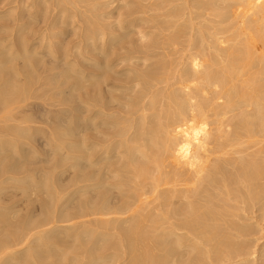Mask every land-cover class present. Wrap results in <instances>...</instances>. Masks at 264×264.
<instances>
[{
  "label": "bare ground",
  "instance_id": "1",
  "mask_svg": "<svg viewBox=\"0 0 264 264\" xmlns=\"http://www.w3.org/2000/svg\"><path fill=\"white\" fill-rule=\"evenodd\" d=\"M11 1L13 2V0ZM82 1L37 0L35 5L38 3L45 4L47 11L45 9L43 11L49 13V16L46 14L49 17L46 21V27L43 31L39 30L40 32L32 31V34L29 33L30 35L27 33V36L19 35L20 40L15 36L18 40L17 47L16 49L14 47L10 49L9 46L13 43L11 42L8 45L9 49L11 51L14 49V52L16 50L18 53L22 51L20 53L26 55L27 53L25 54L23 51L33 49L36 45L28 42L31 35L34 36V33H38V37H41L42 40L45 33H50L49 28H56L58 24L72 26L73 18L76 19V17L82 16L84 12L88 13L83 11V8L81 10L80 6L82 7L81 4H84ZM143 1L147 3L146 0ZM88 2L90 3V0ZM129 3L131 4V2ZM135 3L131 6H134ZM18 4L20 5V3ZM139 4L138 9L135 8L134 12L128 13L129 17L135 13L139 14V12L145 14V11L149 12V9L152 8L149 1L150 8L148 10L146 9L147 5L141 7L145 5L144 2L142 3L144 5H141L140 2ZM23 5L26 4L23 3ZM103 5L99 4L101 8L105 9L107 6ZM156 6L153 4V9L155 7L156 10ZM14 7L16 6L14 5ZM158 9H161V12L157 14ZM158 9L156 10L157 15L154 12L152 13L161 17L160 19L157 17L159 19L157 22L151 19L150 15V18L146 16L147 14L143 18L141 14L140 16L135 15L136 18L133 17V19L130 17V21L127 20L126 27L122 23L124 22L123 19L119 20V25L124 27L122 29L124 33L133 25L139 27L141 23L142 26L146 23V26L152 22L156 29V25L159 26L160 24L159 29H157L159 32L157 36L154 35L153 40L146 43H144V39L146 40L148 36V30L145 31V29L148 27L138 30L141 34L139 39H143L142 47H138V49L141 48L139 51L141 55L138 57L136 56L138 52H134V56L123 55L114 60V55L113 60L109 59L110 55L115 54V52L106 50L105 45L107 41L113 39L115 34H105V30H108L107 27L106 29L100 27L101 30L94 32L89 25L90 28L86 35L87 30H84L83 41L76 42L74 46L71 44L69 48L63 43L66 48L62 47L65 51L61 56V61L64 62L63 65L66 66V69L68 68L72 72V76H68L73 77V72L81 76L80 82H78V84L80 83V96L77 97L80 101V103L78 102L80 105L77 112L80 116L81 127L78 124L79 119L77 125L81 130V136H79L81 137L79 140L81 153L78 152L80 155L75 157L76 162L72 164L79 165L80 169L72 188H70L71 186L56 188L55 184L53 185L55 191H53V187L51 189L49 185L53 181L52 178L55 181L57 179L53 174L55 169L50 173L47 168L42 173L40 172L42 170L39 169V171L36 168L39 174L42 173V177L38 176L37 187H44L48 190L50 187V192L46 190V192L48 191V197L45 196V198L47 197V200L48 198L52 199L53 193H55L56 205L54 204L55 206L51 208L50 202L52 201L49 200L48 202L46 200L49 207L44 203L41 204L47 207L45 211H42L44 217L39 215V218L35 219V216L38 217L35 212L34 216L25 214L26 217L22 214L26 218L18 221L17 217V228L9 232L10 226L7 228L8 225L3 220L4 226L6 225V232L4 229V231L1 230L6 235L4 233V236L2 235L0 238V264H113L123 258L124 264H264V256L258 258L256 256L257 251H254L255 248L247 246L250 249V251H247V247L245 248L243 244L246 242L243 237L252 231L249 230L250 224H244L246 218L250 221L258 218L260 215H256L258 211L264 215V0H161ZM13 10L15 8L9 11L12 12ZM65 14L69 18L67 21L62 20ZM110 15L106 14V16ZM99 16L104 17L103 14ZM14 18L16 19L15 16ZM90 18L93 17L90 15ZM105 19L107 18L105 17ZM95 23L92 22V24ZM110 24L112 25V22ZM23 26L22 23L17 24L15 29L19 30ZM80 27L82 26H79V29ZM95 28L97 29V27ZM12 30L14 29L12 28ZM153 30L148 32L153 33ZM44 31L46 32L44 33ZM61 32L63 33V31ZM14 33L19 34L16 31ZM58 33L54 31L53 37H55L54 35L59 36L60 33ZM152 33L151 35H153ZM4 38L6 37L4 36ZM8 38L7 36L6 39ZM50 38L49 40L43 39L41 45L46 47L48 45L52 48L53 44L62 43L61 41H53L54 39ZM116 39L114 41H117ZM141 40H137L136 44L137 42L140 43ZM13 44L15 45V43ZM111 44H113V41ZM83 45L84 49L86 46L91 47L93 52L98 50L106 58L104 61V57L100 59L101 61L94 60L93 67L99 71L85 69L81 66V62L92 60V58L84 56L86 49L84 53L79 51ZM120 46H122V43ZM160 47L167 50L171 48V53L165 54L163 52L161 56H174L173 60L175 59L178 65H172L171 68L168 65L167 69L166 67L163 68V63L160 62L161 65L155 62L160 60V52L158 51L159 60L156 59L154 62L161 65V67L144 71L151 64H147L148 66H145L144 69L141 68L142 65H145L143 63H148V57L152 56ZM115 48H118V45ZM49 50L51 51V49ZM111 50L113 49L111 48ZM11 51L8 50V55L12 53V59H15V56L20 57L16 55V52L14 55ZM130 51L132 52V50ZM130 51L128 52L130 53ZM32 52H30L32 56L35 53V55H38V51ZM51 53L55 58L57 57L54 51ZM51 53L47 55L50 56ZM95 53L93 54L95 55ZM3 55L8 57L6 54ZM43 55L45 56L44 53ZM71 56L73 61H69ZM77 57L82 60L78 58L81 61H78L79 64L76 61ZM30 58L27 59L30 60ZM155 58L152 56V60ZM97 59L99 60V57ZM127 59H138L143 63H140L142 64L140 67L135 66L139 62L135 63L134 67L131 64V67H128L127 64V66L125 64L120 65V62H126ZM3 61L5 60L3 59ZM32 61L34 63V58ZM148 61L150 60L148 59ZM171 62L172 60L169 64ZM155 63L152 65L156 66ZM76 64L79 66L76 67ZM119 66H122V68L125 66L128 69L121 68L120 71L118 70ZM33 67L31 66L30 73ZM15 69H18V67ZM60 69L58 70L59 73ZM66 69L61 70L65 72ZM50 70L52 69L50 68ZM17 71L19 72V69ZM101 71L103 72L100 73ZM13 72L16 73V70ZM53 73L55 74V72H52V75ZM29 75L31 76L32 73ZM49 75L51 74L49 73ZM34 78L35 76L32 79L28 78L27 81L30 79L36 81L37 78ZM57 78H55V81ZM128 78L130 81L127 80ZM125 79L127 83L129 82L128 84L123 83ZM74 83L76 84V82ZM73 84L72 88L76 86ZM28 85L25 86L26 90L24 89L23 93L21 92L22 94H19V87L22 85H18L17 89L19 90L14 87L9 90L10 86V88L7 87L8 90H5L0 86L3 90L0 91V113H4V115L2 114L4 122L16 121L19 117H16L14 113V106L21 104L27 98L29 94V92H26L29 88ZM62 99L63 97L60 98V100ZM123 100H126V102ZM67 101L66 104H68ZM74 102L76 103L75 100ZM74 114L72 115L76 118V113ZM32 116L33 113L31 116H22L21 123L16 124L17 126L8 125L7 123L4 125V122H2L0 127L2 126L6 133L15 128L22 132L25 131L23 129H28L31 132L32 127L28 128L29 126L24 125V123ZM58 116L60 115L57 114ZM34 118L32 117V119ZM68 118L69 116H66L65 119L68 120ZM54 119H56L55 115ZM58 119H56V122ZM43 120H46V118ZM62 120L60 119V122ZM62 123H57L58 125H54L53 128L56 130L63 127L62 125L65 124ZM72 124H75V122H71V126ZM71 126L69 125V127ZM72 127L76 129V125ZM33 129L39 130V128ZM60 129L58 133L63 132L59 135H67L71 131L69 128L70 131L67 128ZM103 129H106V131ZM30 132L28 131L25 134L32 135ZM71 133L73 132L71 131ZM42 134L45 135L43 132ZM54 135L56 136V134L52 136ZM54 137L52 138L54 139ZM62 138L64 139V137ZM3 139L0 142H4ZM55 140L57 141L56 138ZM8 141L6 142L8 143ZM16 148L18 149V145ZM57 148L60 149V146H57ZM60 150L62 153L64 149L61 148ZM67 158V156H62L59 160L67 162ZM24 160H22V165L27 163ZM8 165L7 168L5 165L3 166L5 169L0 166L3 168L0 171L2 185L4 181H14L17 184L26 182L30 185L36 181L37 175H39L36 170L32 171V168L28 170L31 163L27 165L28 167H21L23 169L19 171H16L19 168L14 167L15 165ZM41 169L44 170V168ZM60 180L58 179V183ZM11 184L17 185L15 183ZM7 186L9 187V185ZM33 186L35 185L28 186V188L32 189ZM6 188H0V194ZM25 190L20 191L25 192ZM66 192L69 196L75 194L79 196L77 204L73 205L74 207L70 203V199L63 200V195H66ZM32 193H30L31 196ZM26 198H29L27 194ZM13 201L15 199L10 202ZM10 205H12L13 210L18 202ZM72 207L76 209L75 212H72V209L70 210ZM3 210L5 208H2L1 211ZM15 213L13 214L15 215ZM248 213L252 216H247ZM14 215L13 217H15ZM243 215H246L243 225L238 224L241 223L240 217ZM263 215L261 216L264 219ZM9 218L6 219L9 220ZM72 219H79V221L70 223ZM237 219H240V222H236ZM10 222L13 221L10 220ZM60 229L64 230L60 232ZM253 231L256 232L255 229ZM253 231L252 233H254ZM53 233H56V235ZM67 240H72L74 243L70 247L74 245L71 249L74 253L77 251L75 254L70 255V252L67 253L68 250L64 247L65 244L61 245L62 248L59 245ZM262 252H264V248Z\"/></svg>",
  "mask_w": 264,
  "mask_h": 264
},
{
  "label": "rangeland",
  "instance_id": "2",
  "mask_svg": "<svg viewBox=\"0 0 264 264\" xmlns=\"http://www.w3.org/2000/svg\"><path fill=\"white\" fill-rule=\"evenodd\" d=\"M11 0H0V45H1V47H0V51L2 52V51H7V52H0V86L2 87V89H5V90H8L7 89V87H9L10 89L9 90H11V89H13L12 87H14V85H16V82H17V85H16V87H14L16 90H19V89H17L18 88V85L19 86H21V87H19L20 88V90L21 89H23V90H19V94L22 92V91H24V89L26 90V87L25 86H27L28 84V89H27V91L26 92H29V94H28V96H27V98L26 99H24V101L21 103V104H16L14 107H15V110H14V113H15V115H16V117L17 116H19V117H17V120L15 121H9L8 123L7 122H4L3 120V118H4V113L2 112V113H0V125H1V123L2 122H4L3 124L5 125V123H7L8 125H12V126H17L19 123H21L20 122V120L23 118L22 116H27V115H29V116H31L32 115V113H33V118H34V116H35V118L34 119H32V117L30 118V119H28V121L26 122V123H24V125H26V126H29L28 128H31L32 127V131L30 132V130H26V129H23V130H25L26 132H30V134H32L33 135V137H32V135H29V134H25L26 132L24 131V132H22V131H19L17 128H15V129H13V130H11V132H5L3 129H2V126L0 127V141L3 139V138H6V139H3L4 140V142L2 143V142H0V166L1 167H3L4 165H5V167L7 168V167H9V165L8 164H12V165H15L14 167H18L19 169L18 170H16V171H19V170H21V169H23V168H25V166H27V165H29V163H31V165H29V167H28V170L29 169H31L32 168V171H35L36 170V168L39 170H42V171H40V172H44L47 168V171L48 172H53V170H54V172H53V174L55 175V177L57 178H55L56 179V181L52 178V180L55 182L54 184H53V181H52V185L50 184L49 186H51V189H52V187H53V191H55V186H53V185H55L56 184V188L57 187H68V186H71L70 188H72V184L76 181V176H77V174H78V172H79V169H80V167H79V165H72L74 162H76L74 159H75V157H77V156H79L80 154L78 153V152H80L81 153V150H79L80 149V142H79V140H80V138L81 137H79V136H81V130H80V128L79 127H81L80 126V116H79V114H78V112H77V108H78V106L80 105L79 103H80V101H79V98L77 99V97H79L80 96V93H79V88H80V83L78 84V82H80V78H81V76L79 75V74H77V73H74L73 72V77H69L68 75H71L72 74V72L68 69V72H67V69H66V66L65 65H63V63L64 62H62L61 61V56L63 55V53H64V47H65V45H66V47H68L69 48V46L72 44V46H74V44H76V42L78 43V42H81V41H83V39L82 38H84V36H83V34H84V30L86 31L85 32V35H86V33L88 32V29L90 28V26H91V30H94V32H96V31H98L99 29L101 30V28L100 27H103L104 29H106V27L108 28V30H105L106 32H104L105 34H115L114 35V37H113V39H111V40H109V41H113V44H111V42H109V41H107V43H106V45H105V49L106 50H108V51H110V52H115V54H111L110 55V57H109V59H112L113 60V58H114V55H115V59L114 60H116V59H118V57H120V56H123V55H125V56H129V55H131V56H134L135 55V53L136 52H138V53H136V56L138 57L139 55H141V53L139 52L140 50H141V48L140 49H138V47L140 46V47H142L141 46V44H142V40L141 39H139V37L141 38V34L138 32V30L139 29H141V28H143V27H148L147 29H145V28H143V29H145V31H152L153 29H155V25H153L152 24V22L148 25H146L145 26V24L146 23H144V26H142L143 24L141 23V25L138 27V25H133V26H130L129 28H128V30H126L125 31V33L123 32V28L124 27H126L127 26V20H129L130 21V17H131V19H133V17L134 18H136V16L135 15H139L140 16V14L142 15L141 17L143 18L144 17V15H146V16H148L149 18H150V16H151V19H153L154 21H156L157 22V20L159 21V19L161 18L160 16H156L158 13H160L161 12V9H158V4L159 3H161V0H159V1H156V0H146V2L147 3H145V1H143V0H134L133 2L131 1V0H129V2H131V4H133V3H135L134 4V6L132 5L131 6V4H130V6H129V4L127 3V1L126 0H93V1H91L90 0V3L88 2L89 0H81L82 1V3H84V4H81L82 5V7L80 6V8H81V10H82V8H83V11H86V12H88L87 14L84 12V14L82 15V16H79V17H76V19L75 18H73V22H72V26L71 25H61V24H58L57 26H56V28L55 27H52V29L51 28H49V30H50V33L48 34H46L45 32L46 31H44V33H45V37L43 38L44 40H46V39H48L49 40V38L51 37H53V32L55 31L56 33H58V31H60L58 34H59V36L57 35H54L55 37H53L52 38V40L53 41H61L62 43H56V45H52L51 47L52 48H50L48 45H47V47L45 46V45H41V43H42V40H41V37H38V33H34V36L33 35H31V37L29 36L30 34H32V31L33 32H37V31H39V30H41V31H43L44 30V28L46 27V21L48 20V18L49 17H47V15L49 16V13L47 14V8L45 7V4H43V5H41L42 3H38V4H36L35 5V2L37 3V0H13V2L11 1ZM14 1H19L18 3H20V5L17 3V2H14ZM25 1V2H24ZM31 3H30V2ZM106 3H105V2ZM144 2V4H142L143 2ZM148 1H149V4L152 6V8H150V5L148 4ZM151 1V2H150ZM94 2H95V4H94ZM98 2V3H97ZM101 2V3H100ZM139 2L141 3V5H144V6H141V7H145L146 5V9L148 10V8H150L149 9V12H147V11H145L146 13L144 14L143 12H139V14L138 13H135V14H133V16H131L130 15V17H129V12H134L135 11V8H139L140 6V4H139ZM155 2H157L156 3V5H155ZM181 2V1H180ZM26 4V5H23L22 6V4ZM29 3V4H28ZM87 3V4H86ZM89 3V4H88ZM92 3V4H91ZM105 3V4H104ZM138 3V4H137ZM154 4V6H156V10L158 9L159 10V12H158V10H157V14H156V10H155V7H154V9H153V4ZM86 4V5H85ZM98 4V5H97ZM99 4L100 5H105V6H107L105 9L102 7H100L99 6ZM127 4V5H126ZM137 4V5H136ZM14 5L16 6V7H14ZM32 5V6H31ZM34 5H35V7H34ZM85 5V6H84ZM90 7H89V6ZM103 5V6H104ZM121 5V6H120ZM124 5V6H123ZM149 5V6H148ZM9 6H11V7H9ZM21 6V7H20ZM33 7V8H31L30 9V7ZM42 6V7H41ZM43 6H44V8H43ZM47 6V5H46ZM12 7H14L15 8V10H13L12 12H10L12 9H14V8H12ZM26 7V8H25ZM28 7V8H27ZM38 7V8H37ZM11 8V9H10ZM17 8V9H16ZM25 8V9H24ZM41 8H43V9H41ZM46 8V9H45ZM89 9V10H87V9ZM91 8V9H90ZM101 8V9H100ZM129 8V9H128ZM134 8V9H133ZM137 8V9H138ZM30 11H29V10ZM34 9V10H33ZM46 10V11H43V10ZM98 9V10H97ZM154 11H153V10ZM10 10V11H9ZM18 10V11H17ZM22 10H24V11H22ZM103 10H104V12H103ZM145 10V9H144ZM89 11H91V12H89ZM96 11V12H95ZM121 11V12H120ZM10 12V14H8ZM14 12V13H13ZM25 12V13H24ZM31 12V13H30ZM36 12H38V14H36ZM44 12H46V13H44ZM93 12V13H92ZM155 13L154 15L152 14V13ZM26 13H27V15H26ZM90 13V14H89ZM98 13V14H97ZM103 14L104 15V17L102 16V17H98V15H101V14ZM108 14V15H112V13H113V17L111 16V18H110V16H106V14ZM110 13V14H109ZM125 13V14H124ZM18 14H20V15H18ZM45 14V15H44ZM47 14V15H46ZM66 14H68V13H66ZM64 15L63 16V18H62V20H64V21H67L69 18H68V16L67 15ZM13 15V16H12ZM21 15H24L23 17L21 16ZM31 15V16H30ZM33 15H34V17H33ZM43 15V16H42ZM86 15H87V17H86ZM90 15H91V17H93V18H90ZM150 15V16H149ZM160 15V14H159ZM9 16V17H8ZM14 16L16 17V19L19 21H17L15 18H14ZM19 16V17H18ZM50 16H51V14H50ZM89 16V17H88ZM125 16H127V17H125ZM12 17V18H11ZM98 17V18H97ZM105 17L107 18V19H105ZM122 17H124V18H122ZM153 17V18H152ZM159 19H158V18ZM20 18H21V21H20ZM31 18H33V19H31ZM47 18V19H46ZM65 18V19H64ZM67 18V19H66ZM14 19H15V23H14ZM24 19V20H23ZM80 19H82V20H80ZM86 19V20H85ZM88 19H89V21H88ZM106 21H104V20ZM120 19H123V21L124 22H122L123 24H124V27H123V25H119V20ZM22 20H23V22H22ZM76 20V21H75ZM92 20V21H91ZM99 20V21H98ZM104 21V22H101V21ZM18 23H17V22ZM84 21V22H83ZM97 21L99 22V25H98V23H97ZM112 22V25L110 24L111 22ZM13 22V23H12ZM43 22V23H42ZM82 22V23H81ZM92 22H96L95 24H92ZM20 23H22V24H24V26L22 27V28H20L19 30H17V29H15V26L17 25V24H20ZM45 23V24H44ZM84 23V24H83ZM86 23H87V26H86ZM105 23H107V24H105ZM114 23V24H113ZM8 24V25H7ZM13 24H15V25H13ZM31 24V25H30ZM74 24V25H73ZM79 24V26H82V27H84V28H82V27H80V29H79V26H77ZM101 24V25H100ZM102 24H105V25H102ZM118 24V25H117ZM157 24V23H156ZM77 27H76V26ZM90 25V26H89ZM109 25H111L110 27H109ZM115 25V27H113L112 28V26H114ZM3 26V27H2ZM12 26H14V27H12ZM35 26V27H34ZM74 26V27H73ZM121 26H122V28H121ZM150 26H152V27H154V28H151ZM157 26V28L155 29V30H153L154 32L152 33V32H148L147 31V37H146V40L144 39V43H146V42H149V41H151V40H153V36L155 35V36H157V33H159L158 32V30L157 29H159L158 27H160V24H159V26H158V24L156 25ZM7 27V28H6ZM38 27V28H37ZM65 29H63V28ZM72 27V28H71ZM95 27H97V29L95 28ZM135 27V28H134ZM12 28L14 29V30H12ZM29 28H30V30H29ZM37 30H36V29ZM55 28V29H54ZM68 28V29H67ZM77 30H75V29ZM131 28V29H130ZM149 28H150V30H149ZM7 29H8V31H7ZM54 29V30H53ZM71 29V30H70ZM114 29V30H113ZM135 29V30H134ZM6 30V31H5ZM12 30V31H11ZM28 30H29V32H28ZM83 30V31H82ZM90 30V31H91ZM134 30V31H133ZM137 30V31H136ZM18 32L19 34H15L14 32ZM61 31H63V33L61 32ZM102 31H104L103 29H102ZM107 31H108V33H107ZM110 31H112V32H110ZM116 31V32H115ZM120 31H121V33H122V35H121V33H120ZM131 31V32H130ZM22 32H23V34H22ZM40 32V31H39ZM72 32H74V33H72ZM110 32V33H109ZM113 32H115V33H113ZM156 32V33H155ZM8 33V34H7ZM11 33H13V34H11ZM27 33L29 34L28 35V37H30L31 39L28 41L29 42V44H31V43H33L34 45H35V47L32 49V48H30V50L29 49H27L26 51L24 50L23 52L26 54V55H24L23 53H20V52H22V51H19V53L21 54H19L18 53V51L16 52V50H15V52L17 53L16 55H19L20 57H17V56H15L14 57V55H15V52H14V49L11 51L10 49H11V47L13 48H15L16 49V44H17V42H18V40H20V38L18 37L19 35L20 36H24V35H26L27 36ZM43 33V34H44ZM68 35H67V34ZM90 33V32H89ZM120 33V34H119ZM140 34V35H138V34ZM150 33V34H149ZM151 33L153 34V35H151ZM3 34V35H2ZM22 34V35H21ZM38 34V35H37ZM43 34H41V35H43ZM62 34V35H61ZM69 34H70V36H69ZM73 34V35H72ZM76 34V35H75ZM121 36H119V35ZM125 34H126V36H125ZM51 35V36H50ZM65 35V36H64ZM81 37H80V36ZM125 36V38H124V36ZM128 35V36H127ZM3 36V37H2ZM4 36L7 38V36L9 37L8 39H6V38H4ZM18 37V40H17V38L16 37ZM49 36V37H48ZM69 36V37H68ZM150 36V37H149ZM37 37V38H36ZM75 37V38H74ZM118 37H120L119 39H118ZM2 38V39H1ZM16 38V39H15ZM50 38V39H51ZM117 40V41H114L115 39ZM149 38H150V40H149ZM6 39V40H5ZM11 39V40H10ZM29 39V38H28ZM35 41H34V40ZM58 39V40H57ZM156 39V38H155ZM13 40V41H12ZM47 40V41H48ZM119 40V41H118ZM130 40H132L131 42H128V41H130ZM137 40H141V42L140 43H138L137 42V44H136V41ZM3 41V42H2ZM5 41V42H4ZM34 41V42H33ZM39 41H41V42H39ZM70 41V42H69ZM74 41V42H73ZM135 41V42H134ZM11 42H13V43H15V45L13 44V43H11ZM109 42V43H108ZM126 42V43H125ZM133 42H134V44H133ZM5 43V44H4ZM12 44V45H10L9 47H10V49H9V47H8V45L9 44ZM65 45H64V44ZM114 43H115V45H114ZM121 43H122V46H120L121 45ZM132 45H131V44ZM7 44V45H6ZM28 44V43H27ZM108 44H109V46H108ZM40 45V46H39ZM61 47H59V46ZM112 45V46H111ZM116 45H118V48H115L116 47ZM160 45V44H159ZM45 46V47H44ZM55 46V47H54ZM57 46H58V48H57ZM110 46H111V48L113 49V50H111V48H110ZM120 46V47H119ZM123 46H125V48H127V49H125V48H123ZM128 46H130L131 47V49H130V47L128 48ZM135 46V47H134ZM137 46V47H136ZM39 47V48H38ZM43 47V48H42ZM49 47V48H48ZM63 47V48H62ZM65 47V48H66ZM71 47V46H70ZM108 47H109V49H108ZM8 48V49H7ZM46 48H48V49H46ZM83 48V49H82ZM82 48H80L79 49V51L80 52H83L84 53V51H85V49H86V51H85V53H84V56H86V57H88V58H92V60H90V61H86V62H84V64H82L83 62H81L82 60H81V58L80 57H77L76 58V61L78 62L79 61V59L78 58H80V60L81 61H79V62H81V66H83L85 69H89V70H95L96 68H94L93 67V64H94V60L96 59V61H101L100 59H102L103 57H104V55H102L101 53H99L98 52V50H96L95 52H93L92 51V48L91 47H86L85 46V49H84V45H83V47ZM115 48V49H114ZM123 48V49H122ZM178 48H181V47H178ZM4 49V50H3ZM49 49H51V51L49 50ZM53 49V50H52ZM55 49V50H54ZM60 49V50H59ZM132 50V52L130 51V50ZM134 49V50H133ZM136 49V50H135ZM160 49V50H159ZM159 49H157L156 50V52L152 55L153 56V58H155V59H153L152 60V56H150V57H148V59L150 60V61H148V59H147V62L148 63H143V61H141V60H138V59H134V60H131V59H127L128 61H126V62H120V65H128V67L130 66L131 67V65L134 67V65H135V63H137V62H139V63H137L135 66H137V67H140L142 64H140L141 62L143 63V64H145V65H142V67L141 68H144L145 69V66L147 67L149 64H151V66L149 65V68L147 67V69L146 70H144V71H149L150 69H155V68H158L159 66L161 67V63H163V68H165L166 67V69L170 66V68L172 67V65H174L175 66V64H176V66L178 65V63H176L175 62V59L173 60V57L172 56H169V57H167L168 55H163V56H161L162 54H163V52L166 54V53H171L172 51H171V48H170V50L168 49H163V48H159ZM163 49V51H161ZM8 50H9V52L11 51V52H13V57L15 58V59H12V53H10L9 55H8ZM28 50H29V52H28ZM33 52H32V51ZM56 50H58V51H56ZM81 50H83V51H81ZM119 50V51H118ZM165 50V51H164ZM35 51H38V55H33L32 56V54H30V52H32V53H34ZM55 52V54H56V58H55V56L51 53V52ZM90 51H92L91 53H90ZM128 51H130V53L128 52ZM160 52V56H159V52ZM45 54V56L43 55V53ZM88 52V53H87ZM126 52V53H125ZM135 52V53H134ZM162 52V53H161ZM48 53H51L50 54V56H48L49 54ZM93 53H95V55H96V57H95V55L93 54ZM97 53H98V57H99V60L97 59L98 57H97ZM119 53V54H118ZM125 53V54H124ZM128 53V54H127ZM3 54H6L8 57H5ZM28 54H29V56H28ZM48 54V55H47ZM133 54V55H132ZM1 55H3V56H1ZM11 55V56H10ZM40 55V56H39ZM102 55V56H101ZM154 55H155V57H154ZM22 56V57H21ZM31 57L30 58V60L29 59H27L28 57ZM158 56H159V59H158ZM1 57H3L2 58V60H1ZM6 59H5V58ZM11 57V58H10ZM23 57H24V59H23ZM74 57V56H73ZM101 57V58H100ZM164 59H163V58ZM172 57V62L169 64V62L171 61V60H169L170 58ZM17 58V59H16ZM27 59V61H26V59ZM33 58H34V63H33ZM36 58H38L37 59V61L39 62H37L36 61ZM44 58V59H43ZM59 58V59H58ZM3 59L5 60V61H3ZM32 59V60H31ZM53 59V60H52ZM56 59V60H55ZM104 59H106L105 57L103 58V61H104ZM156 59H158L159 60V62L158 61H155ZM16 61V63H15V61ZM59 60V61H58ZM73 61V58H72V56L69 58V61ZM163 60V61H162ZM53 61H55L54 63H53ZM102 61V62H103ZM131 61V62H130ZM134 61V62H133ZM157 62V63H160L161 65H157V63H155V62ZM26 64H25V63ZM43 62V63H42ZM79 62H78V64H79ZM92 62V63H91ZM134 64H133V63ZM150 62V63H149ZM13 63V64H12ZM32 63H33V65H32ZM40 63H42V64H40ZM62 65H61V64ZM90 63V64H89ZM153 63H155V65L156 66H154V65H152ZM174 63V64H173ZM36 64H38V65H36ZM46 64V65H45ZM53 64V65H52ZM56 64H58V65H56ZM60 64V65H59ZM78 64H76V67L77 66H79ZM85 64H87V65H85ZM131 64V65H130ZM148 64V65H147ZM89 65V67H87ZM126 65V66H127ZM139 65V66H138ZM169 65V66H168ZM11 66V67H10ZM14 66H15V68H17L18 67V69H19V72L17 71L18 69H15L14 68ZM31 66L33 67V66H35V67H33V70H32V75L31 76H35V78L34 79H36V81L34 82L33 80L31 81V79L34 77H31L29 74H31L30 72H29V70H31L32 68H31ZM58 66V67H57ZM62 66V67H61ZM122 66H119V68H118V70H122V69H128L127 67H125L124 66V68H122ZM173 66V67H174ZM38 67V68H37ZM55 67V68H54ZM66 69L65 70V72L64 71H62L64 68ZM136 67V68H137ZM31 68V69H30ZM36 68V69H35ZM50 68L53 70H50ZM58 68V69H57ZM59 68H61L60 69V73H59ZM122 68V69H121ZM36 70V72H35V70ZM38 69V70H37ZM140 69V68H139ZM7 70V71H6ZM14 70H16V73H14L13 71ZM21 70V71H20ZM24 70V71H23ZM58 72V74H57V72ZM97 70V69H96ZM95 70V71H96ZM117 69H116V71H118ZM35 73H34V72ZM39 71V72H38ZM41 71H43V72H41ZM71 73H70V72ZM97 71H99V70H97ZM151 71V70H150ZM27 72V73H26ZM52 72H55V74L53 73V75H52ZM62 72V73H61ZM103 71H101L100 73H102ZM19 73H20V75H19ZM24 73V74H23ZM42 73V74H41ZM45 73V74H44ZM49 73L52 75H49ZM63 73H64V75H63ZM67 74V77H66V74ZM124 73H126V72H124ZM2 74V75H1ZM29 75L27 78H26V76L27 75ZM46 74H48V75H46ZM57 74V75H56ZM74 74H76V75H74ZM5 76V77H4ZM20 76V77H19ZM23 77V79H22V77ZM37 76V77H36ZM55 76V77H54ZM72 76V75H71ZM7 77V78H6ZM16 77V78H15ZM40 77V78H39ZM52 77H53V79H52ZM58 77V78H57ZM124 77V76H123ZM122 77V78H123ZM127 77V76H126ZM28 78H31L30 80H28L27 81V79ZM55 78H57L56 79V81H55ZM67 78V79H66ZM78 78V79H77ZM25 79H26V81H25ZM59 79V80H58ZM124 79V78H123ZM19 80V81H18ZM128 81H130V79L128 78L127 79ZM25 81V82H24ZM30 81V82H29ZM3 82V83H2ZM8 83L7 84V86H6V83ZM15 82V84H13ZM24 82V83H23ZM27 82V83H26ZM29 82V83H28ZM55 82V83H54ZM74 82H76V84L74 83ZM124 82H126L127 83V81H126V79H125V81H123V83ZM23 83V84H22ZM25 83H26V85H25ZM74 83V84H73ZM129 83V82H128ZM127 83V84H128ZM72 84L73 85H76L75 87L73 86V88H72ZM3 85H4V87H3ZM77 88H78V90H77ZM4 90V91H5ZM0 91H3V90H1V88H0ZM81 92V91H80ZM23 93V92H22ZM21 93V94H22ZM63 97V101L65 102H63L62 100H60V98H62ZM70 97V98H69ZM66 100H68L67 101V103L69 104H66ZM70 100V101H69ZM74 100L76 101V103L74 102ZM78 100V101H77ZM62 101V102H61ZM123 101H125L126 102V100H123ZM128 101V100H127ZM61 102V103H60ZM79 102V103H78ZM75 106V108H73ZM77 106V107H76ZM66 108V109H65ZM63 109V110H62ZM75 110V112H74V110ZM68 110H69V112H68ZM61 111V112H60ZM62 111H64V112H62ZM35 112V113H34ZM71 112H72V114H74V113H76V118H75V114L74 115H72L71 114ZM37 113V114H36ZM61 113V114H60ZM68 113H70V115H68ZM3 114V115H2ZM46 114V115H45ZM48 114V115H47ZM57 114L58 115H60V116H58L57 117ZM78 114V115H77ZM2 115V116H1ZM43 115V116H42ZM54 115L56 116V119H58L57 120V122H56V119H54ZM72 115V116H71ZM37 116H38V118H37ZM47 116V117H46ZM62 116H63V118H62ZM65 116V117H64ZM66 116L68 117L69 116V118H68V120L67 119H65L66 118ZM46 118V120H43V119H45ZM49 117V118H48ZM71 117H72V119H71ZM48 118V119H47ZM19 119V120H18ZM36 119V120H35ZM38 119H39V122H38ZM40 119H41V121H40ZM60 119L62 120L61 122H63L65 125H62L63 127H60V128H67V130H71L73 133H71V131H70V133H68L67 135H62V137H64V139L61 137V135H59L60 133H62L61 131L58 133V131L59 130H61L60 128L59 129H54L53 128V126L55 125V126H57L59 123H61L60 122ZM71 119V120H70ZM79 119V121H78V124H79V127H78V125H77V120ZM48 120V121H47ZM54 120V121H53ZM67 120V121H66ZM18 121V122H17ZM70 121V122H69ZM68 124H67V123ZM71 122H75V124H72V126L74 125H76V129H73V127L71 126ZM12 123V124H11ZM56 123V124H55ZM58 123V124H57ZM62 123V124H63ZM2 124V125H3ZM15 124V125H14ZM17 124V125H16ZM68 125V126H67ZM69 125L71 126V127H69ZM54 126V127H55ZM65 126V127H64ZM67 126V127H66ZM33 128H39V133H37L38 131L36 130V129H33ZM51 128H52V130H51ZM69 128V129H68ZM72 128V129H71ZM54 129V130H53ZM107 129V128H106ZM106 129L104 130V131H106ZM35 130V131H34ZM40 130H41V132H40ZM102 130V129H101ZM37 131V132H36ZM57 131V132H56ZM42 132L43 133H45V135H43L42 134ZM64 132H65V129H64ZM4 133V134H3ZM34 133H35V135H34ZM56 134V136L54 137V136H52L53 134ZM57 133H58V135H57ZM77 133V134H76ZM80 134V135H79ZM25 137H24V136ZM26 135H28L27 137H26ZM70 135H71V137H70ZM77 135V136H76ZM1 136H2V139H1ZM6 136V137H5ZM31 136V138H29ZM58 136V137H57ZM68 138H66V137ZM52 137H54V139L52 138ZM61 137V138H60ZM52 138V140H50ZM55 138L57 139V141L55 140ZM71 138V139H70ZM62 139V140H61ZM67 139V140H66ZM9 140V141H8ZM31 140V141H30ZM59 140V141H58ZM6 141H8V143L6 142ZM6 142V143H5ZM57 143V144H55V143ZM59 142V143H58ZM15 145H14V144ZM16 143H18V144H16ZM61 143V144H60ZM73 145V144H75V145H71V144ZM66 144V145H65ZM9 145V146H8ZM17 145H18V149L16 148L17 147ZM21 145V146H20ZM2 146H4L3 148H2ZM7 146H8V148H7ZM14 146H16L15 148H14ZM57 146L59 147L60 146V149L62 148V153H61V150L60 149H58L57 148ZM62 146V147H61ZM54 148H56V149H58L57 151L54 149ZM65 148H66V150H65ZM72 148V149H71ZM75 149V150H74ZM36 151V152H35ZM56 152V153H55ZM70 152L71 153V155H70V153H69V155H67L68 153ZM78 153V154H77ZM61 154H64V155H61ZM65 154H66V156L68 157L67 158V162H61L59 159L63 156V157H66L65 156ZM27 157V158H24V157ZM9 157V158H8ZM70 157V158H69ZM24 159H26V160H24ZM27 159H28V161H27ZM54 159V160H53ZM63 159V158H62ZM70 159V160H69ZM5 160V161H4ZM22 160H24L25 162H27V163H25L24 165H22L23 164V161ZM31 160V161H30ZM49 160V161H48ZM10 161V162H9ZM60 162V163H58V162ZM49 162H50V164H49ZM7 165H6V164ZM19 163H21V164H19ZM42 163V164H41ZM2 164H4V165H2ZM27 164V165H26ZM58 166H56V165ZM59 164V165H58ZM68 164H70V165H68ZM47 165V166H46ZM55 165V166H54ZM0 167V171H2L3 170V168L5 169V167H3V168H1ZM21 167H23V168H21ZM26 167V168H27ZM55 167V168H54ZM56 167H57V169H56ZM74 167V168H73ZM41 168H44V170L43 169H41ZM67 168V169H66ZM52 170V171H50V170ZM60 169V170H59ZM57 170V171H56ZM36 172H38L37 170H36ZM1 173V172H0ZM42 173H40L39 174V172H38V174L39 175H37V179H36V181H34V182H32V181H29V182H32L35 186H33V188L32 189H30V188H28V186H32L33 184L31 183L30 185H28L26 182V184L24 183V182H22V184H20L19 182V184H20V186H18L19 184H17V182H12V181H9V182H11V183H15V184H17V185H14V184H11V183H9V182H7V181H4L3 182V185H2V181H0V186H3V187H0V188H4V187H7L8 188V190H7V188L5 189V190H2L1 192V194H0V206H1V208H0V213H1V215H0V217H1V219H0V232H2V230L4 229L5 230V232H6V225H8L7 226V228L9 227V230H8V232L11 230H14V229H16L17 227V222L19 221V220H22V219H25L27 216L26 215H33L34 216V212H35V214L36 215H38V217H36L35 216V219L36 218H39V215H41L42 216V211H45V209L47 208L46 206H48V202H49V200L50 201H52V202H50V204L52 205H50L51 206V208L52 207H54L55 205H56V194L55 193H53L54 194V196L52 197V199H50V198H48V200H47V192L49 191L50 192V187H49V190L48 189H46V188H44V187H37L38 186V184H37V181L39 180L38 179V176L39 177H42ZM61 173H62V175H61ZM41 175V176H40ZM35 178H36V176H35ZM50 179H51V177H50ZM58 179L60 180L59 181V183H58ZM6 185H5V184ZM7 183H9V184H7ZM58 183V184H57ZM62 183V184H61ZM24 184V186H22ZM37 184V185H36ZM7 185H9V187L7 186ZM13 185V186H12ZM28 185V186H27ZM62 185V186H61ZM18 188H16V187ZM27 186V188H25ZM16 191V194H15V191L12 189V188ZM25 190V189H27L28 190V192H27V190H25V192H23V191H20V190ZM33 189H35V190H33ZM38 189V190H37ZM43 189V190H42ZM7 190V191H6ZM31 190H32V192H34V193H32L31 192ZM37 190V191H36ZM46 190H48L47 192H46ZM38 191H39V193H38ZM42 191V192H41ZM52 191V190H51ZM4 192V193H3ZM6 192V193H5ZM9 192V193H8ZM27 192V193H26ZM13 193V194H12ZM20 193V194H19ZM24 193H26L27 195H28V197L29 198H26V194H24ZM30 193H32V196H31V194ZM67 193L68 192H66V195H67ZM7 194V195H6ZM21 194H22V197H21ZM43 194H45V195H43ZM14 197H13V196ZM23 195H24V197H23ZM37 195H40L39 197L37 196ZM63 195L64 197H63V200L64 201H67V200H69L70 199V203L72 204V206L74 205H76L77 204V200H78V195L77 194H75L74 196L73 195ZM16 196V197H15ZM44 196V198H45V196H47L45 199L44 198H42ZM66 196V197H65ZM13 197V198H12ZM12 198V199H11ZM37 198V199H36ZM65 198V199H64ZM15 199V201H13V202H10V201H12V200H14ZM44 199V200H43ZM54 199V200H53ZM72 199H73V201H72ZM25 200H27V201H25ZM29 200H32V201H29ZM41 200V201H40ZM48 202H47V201ZM29 201V202H28ZM45 201V202H44ZM14 202H18V205L15 207V209H13L12 210V205H10L11 203H14ZM39 202V203H38ZM40 202H42V203H40ZM46 202H47V204H46ZM4 203V204H3ZM21 203H22V205H21ZM30 203V204H29ZM44 203V205H46V206H42L41 204H43ZM69 203V204H70ZM76 203V204H75ZM23 204H25V205H23ZM36 204V205H35ZM55 204V205H54ZM70 204V205H71ZM73 206V207H74ZM9 207V208H8ZM25 207V208H24ZM44 207V208H43ZM49 207V206H48ZM73 207L72 208H70V210L72 211V212H75L76 211V209L74 208L73 209ZM2 208H5V210H3V211H1L2 210ZM20 208V209H19ZM31 209H33V210H31ZM9 210H10V212H9ZM19 210V211H18ZM69 210V211H70ZM5 211H7L8 213H6ZM12 211H14L13 213H15V211H16V213H15V215L12 213V214H10ZM24 212H26V213H24ZM37 212V213H36ZM41 213V214H40ZM17 214H19V215H17ZM21 214V215H20ZM22 214H26L25 216L24 215H22ZM259 215V217L258 218H256V219H252V221H250V220H248L247 218H246V220H247V222H246V220L243 222V220H244V218H245V216L247 215V216H249L250 215V213H248V214H246V215H243L242 217H240V219H237L236 220V222H240L241 221V223H238V224H241V225H243V223L245 224V225H249V230L251 231H253L254 229L256 230V232L255 231H253L254 233H252V231L249 233L250 234V236H249V234L248 235H246L245 237H243V239L247 242V243H249V245H247V243L245 242V243H243L244 244V246H245V248L248 246L249 248L250 247H253V249L255 248V249H258V250H255L254 249V251H257V253H256V256H258V258L261 256V257H263L264 256V252H262L261 253V251L263 250V248L264 247H262L263 245H264V219H263V217L261 216V215H263V213H261V212H256V215ZM9 215H11V216H9ZM13 215L15 216V217H13ZM17 215V216H16ZM257 215V216H258ZM22 216H24V217H22ZM41 216H40V218H41ZM250 216H252V214L250 215ZM264 216V215H263ZM3 217H5L4 219H3ZM8 217H10L9 218V220H7L8 219ZM17 217H18V221L16 220L17 219ZM42 217H44V215L42 216ZM7 218V219H6ZM14 220H13V219ZM243 218V219H242ZM259 218H260V220H259ZM262 218V219H261ZM6 219V220H5ZM258 219V220H257ZM2 220V221H1ZM3 220H4V222L6 223V225L4 226V222H3ZM10 220H12L13 222L11 223L10 222ZM240 220V221H239ZM11 223H9V222ZM73 221V222H72ZM75 221V222H74ZM79 221V219H72L71 220V222L70 223H76V222H78ZM249 221V222H248ZM262 222V223H261ZM259 224V226H257L258 224ZM65 224V223H64ZM255 224V225H254ZM2 226V227H1ZM4 226V227H3ZM251 226V227H250ZM253 226V227H252ZM14 227V228H13ZM12 228V229H11ZM262 228V229H261ZM2 229V230H1ZM3 230V231H4ZM62 230H64V229H62ZM61 229L59 230L60 232L62 231ZM58 231V232H59ZM259 231V232H258ZM5 232H2V234H0V238L2 237V235L5 233ZM58 232H56V233H58ZM56 233H53L54 235H56ZM53 234H52V236H53ZM252 234V235H251ZM5 235H6V233H5ZM4 236V235H3ZM240 239V238H239ZM242 239V238H241ZM242 239V240H243ZM259 242H258V241ZM72 242V240H67V241H63V242H61V244H59L60 246L61 245H63V244H65L64 245V247H66L67 248V253H69L70 252V255H72V253H74L73 252V249H71L72 247H70L72 244H74L73 242ZM69 243V244H68ZM75 243H76V241H75ZM253 245H255V246H253ZM259 246V247H258ZM248 247L246 248L247 249V251H250V249H248ZM261 247H262V249H261ZM61 248H62V246H61ZM70 248V249H69ZM252 249V248H251ZM251 251H253V250H251ZM77 252V251H76ZM75 252V253H76ZM260 252V253H259ZM60 253H62V252H60ZM74 253V254H75ZM259 253V254H258ZM258 254V255H257ZM57 257H59V256H57ZM257 258V257H256ZM257 258V259H258ZM124 259V258H123ZM119 260V261H117V263H113V264H124V260ZM123 262V263H122ZM112 264V263H111Z\"/></svg>",
  "mask_w": 264,
  "mask_h": 264
}]
</instances>
